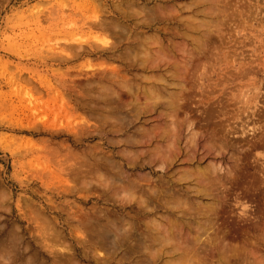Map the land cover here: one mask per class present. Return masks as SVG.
<instances>
[{
    "label": "rangeland",
    "instance_id": "1",
    "mask_svg": "<svg viewBox=\"0 0 264 264\" xmlns=\"http://www.w3.org/2000/svg\"><path fill=\"white\" fill-rule=\"evenodd\" d=\"M198 1L0 0V264H264V0Z\"/></svg>",
    "mask_w": 264,
    "mask_h": 264
},
{
    "label": "bare ground",
    "instance_id": "2",
    "mask_svg": "<svg viewBox=\"0 0 264 264\" xmlns=\"http://www.w3.org/2000/svg\"><path fill=\"white\" fill-rule=\"evenodd\" d=\"M199 1H200V0H199ZM199 1H198V2H199ZM202 1H203V0H202ZM212 1H213V0H212ZM212 7H213V6H212ZM159 8H160V7H159ZM153 13H154V12H153ZM159 17H160V16H159ZM93 18H94L93 22L96 23L97 21H99V20H97V19H98V16H97V15H95ZM94 25H95V24H94ZM91 27H93V25H91ZM91 29H92V28H91ZM207 30H208V29H207ZM186 36H187V35H186ZM104 38H105V37H104ZM104 38H101V37H99V36H96V39L99 40L100 43H102V42L105 43V44L108 43V39L106 40V39H104ZM200 39H201V38H200ZM202 40H203V39H202ZM202 40H201V41H202ZM193 41H195V40H193ZM202 42H203V41H202ZM103 43H102V44H103ZM200 43H201V42H200ZM199 45H200V44H199ZM147 54H148V53H147ZM136 55H137V54H136ZM136 55H135V56H136ZM138 55H139V54H138ZM150 56H151V55H150ZM150 56H149V57H150ZM146 57H148V56H146ZM153 57H154V56H153ZM136 58H137V57H136ZM144 58H145V57H144ZM151 58H152V57H151ZM156 58H157V57H156ZM137 59H138V58H137ZM147 59H150V58H147ZM147 59H145V60H147ZM150 60H152V59H150ZM152 61H153V60H152ZM152 61H151V62H152ZM156 61H157V60H156ZM141 62H142V61H141ZM142 64H143V63H142ZM153 64H154V61H153ZM176 67H177V66H176ZM178 70H179V69H178ZM158 79H159V78H158ZM160 79H161V77H160ZM161 81H162V80H161ZM169 82H170V81H169ZM169 82H168V83H169ZM168 83H167V84H168ZM172 84L174 85V83H172ZM169 85H170V83H169ZM104 89H105V88H104ZM106 90H107V88H106ZM113 90H114V89H113ZM149 91H150V90H149ZM151 91H153V90H151ZM111 92H112V91H111ZM169 92H170V91H169ZM176 93H177V92H176ZM110 94H111V93H110ZM148 94H149V93H148ZM154 94H155V93H154ZM168 94H169V93H168ZM172 94H173V93H172ZM172 94H171V95H172ZM157 95H159V93H157ZM173 95H175V94H173ZM115 96H116V95H115ZM147 96H148V95H147ZM162 96H163V95H162ZM99 97H100V96H99ZM102 97H103V96H102ZM151 97H152V94H151ZM165 97L168 98L167 96H165ZM172 97H173V96H172ZM148 98H149V97H148ZM158 98H159V97H158ZM158 98H157V99H158ZM100 99H101V98H100ZM108 99H109V98H108ZM171 99H172V98H171ZM147 100L149 101L150 99H147ZM152 100H153V99L151 98V101H152ZM155 100H156V98H155ZM174 100H175V99H174ZM174 100H173V101H174ZM156 101H157V100H156ZM167 101H169V100H167ZM169 102L171 103V101H169ZM146 103H147V102H146ZM148 103H149V102H148ZM156 103H157V102H156ZM167 103H168V102H167ZM150 104H152V102H151ZM172 104H173V103H172ZM165 105H166V104H165ZM112 106H113V105H112ZM169 106H170V104H169ZM149 107H150V106H149ZM152 107H153V106H152ZM140 109H141V108H140ZM147 109H148V108H147ZM151 109H152V108H151ZM173 112H174V110H173ZM112 113H113V112H112ZM136 113H137V112H136ZM166 113H167V112H166ZM168 114H169V113H168ZM108 115H109V114H108ZM133 115H134V114H133ZM164 115H165V114H164ZM112 116H113V115H112ZM103 118H104V117H103ZM110 118H111V117H110ZM110 118H109V120H110ZM131 118H132V117H131ZM175 118H176V117H175ZM120 120H121V119H120ZM123 120H124V119H123ZM125 120H126V119H125ZM128 120H129V119H128ZM118 121H119V120H118ZM121 121H122V120H121ZM129 122H130V121H129ZM119 123H121V122H119ZM128 125H129V124H128ZM174 125H176V124H174ZM157 127H158V126H157ZM173 127H175V126H173ZM176 127H177V125H176ZM155 128H156V127H155ZM116 129H117V127H116ZM166 129H167V128H166ZM177 129H178V128H177ZM177 129H176V131H177ZM152 130H153V129H152ZM152 130H151V131H152ZM166 131H167V130H166ZM162 132H163V131H162ZM162 132H161V135H162ZM173 132H174V131H173ZM153 133H154V132H153ZM171 133H172V132H171ZM177 133H178V132H177ZM194 133H195V132H194ZM157 134H158V133H157ZM172 134H173V133H172ZM176 135H177V134H176ZM151 136H152V135H151ZM157 136H158V135H157ZM172 136H173V135H171V137H172ZM143 137H144V136H143ZM139 138H140V137H139ZM147 138H150V137H147ZM167 138H168V136H167ZM136 139H137V138H136ZM172 139H173V138H172ZM133 140H134V139H133ZM133 140H132V141H133ZM177 140H178V139H177ZM130 141H131V140H130ZM134 141H135V140H134ZM139 141H140V140H139ZM146 142H147V141H146ZM155 142H156V141H155ZM169 142H170V141H169ZM136 143H137V142H136ZM156 143H157V142H156ZM174 143H175V142H174ZM174 143H173V144H174ZM165 145H166V144H165ZM159 146H160V145H159ZM172 146H173V145H172ZM160 147H162V146H160ZM166 147H167V146H166ZM148 148H149V147H148ZM162 148H163V147H162ZM145 149H146V148H145ZM152 149H153V147H152ZM166 149H167V148H166ZM128 150H129V149H128ZM143 150H144V149H143ZM148 150H149V149H148ZM158 150L161 152L160 148H159ZM163 150H164V149H163ZM141 151H142V150H141ZM138 152H139V150H138ZM165 152H166V151H165ZM153 153H154V152H153ZM155 153H156V152H155ZM163 154H164V153H163ZM166 154H167V152H166ZM132 155H134V154H132ZM150 155H151V153H150ZM164 155H165V154H164ZM138 156H139V155H138ZM152 156H153V155H152ZM169 156H171V154H170ZM108 157H109V156H108ZM125 157H126V156H125ZM154 157H156V155H155ZM102 158H103V157H102ZM142 158H143V157H142ZM99 159H100V158H99ZM130 160H131V159H130ZM164 160H165V159H164ZM164 160H163V161H164ZM171 160H173V159H171ZM146 161H147V160H146ZM150 161H151V160H150ZM158 161H159V159H158ZM151 163H152V162H151ZM139 164H140V163H139ZM157 164H158V163H157ZM166 165H167V164H166ZM92 166H93V165H92ZM104 166H105V165H104ZM160 166H161V165H160ZM160 166H159V167H160ZM90 167H91V166H90ZM106 167H107V166H106ZM113 167H114V166H113ZM96 168H99V167H96ZM108 168H109V166H108ZM110 168H111V167H110ZM92 170H93V169H92ZM117 170H119V169H117ZM117 170H116V171H117ZM120 170H121V168H120ZM105 171H106V170H105ZM112 171H113V170H112ZM100 172H101V171H100ZM204 172H205V171H204ZM107 173H108V172H107ZM119 173H121V172H119ZM208 173H210V172H208ZM110 174H111V173H110ZM122 174H123V173H122ZM122 174H121V175H122ZM204 174H205V173H204ZM206 174H207V173H206ZM101 175H102V174H101ZM111 175H112V174H111ZM143 175H144V173H143ZM116 176H117V175H116ZM119 176H120V175H119ZM204 176H205V175H204ZM208 176H210V175H208ZM124 177H125V176H124ZM182 177H183V176H182ZM185 177H186V176H185ZM185 177H184V178H185ZM188 177H189V176H188ZM102 178H103V177H102ZM128 178H129V177H128ZM212 178H213V177H212ZM92 179H93V178H92ZM179 179H180V178H179ZM201 179H202V178H201ZM206 179H207V178H206ZM89 180H90V179H89ZM97 180H98V179H97ZM208 180H209V179H208ZM108 181H109V180H108ZM112 181H113V180H112ZM206 181H207V180H206ZM210 181H211V180H210ZM96 182H97V181H96ZM118 182H119V181H118ZM127 182H128V181H127ZM113 183H114V182H113ZM113 183H112V184H113ZM120 183H121V182H120ZM123 183H124V182H123ZM128 183H129V182H128ZM199 183H200V182H199ZM108 184H110V183H108ZM213 184H214V183H213ZM110 185H111V184H110ZM123 185H124V184H123ZM116 186H117V185H116ZM118 186H119V185H118ZM204 186H205V185H204ZM207 186H208V185H207ZM122 187H123V186H122ZM124 187H125V186H124ZM153 187H154V186H153ZM208 187H209V186H208ZM113 188H114V187H113ZM132 188H133V187H132ZM136 188H137V187H136ZM195 188H196V187H195ZM202 188H203V187H202ZM106 189H107V188H106ZM115 189H116V187H115ZM130 189H131V188H130ZM209 189H210V188H209ZM209 189H208V190H209ZM113 190H114V189H113ZM121 190L123 191L124 188L121 189ZM127 190H128V189H127ZM134 190H135V189H134ZM150 190H151V189H150ZM157 190H158V189H157ZM203 190H204V189H203ZM125 191H126V189H125ZM123 192H124V191H123ZM129 192H130V191H129ZM129 192H128V193H129ZM153 192H154V191H153ZM155 192H156V191H155ZM196 192H197V191H196ZM115 193H116V192H115ZM124 193H125V192H124ZM131 193H132V192H131ZM134 193H135V191H134ZM150 193H151V192H150ZM146 194H147V193H146ZM155 194H157V192H156ZM203 194H204V193H203ZM110 195H111V194H110ZM132 195H133V194H132ZM139 195H142V194H139ZM119 196H120V195H119ZM119 196H118V197H119ZM120 197H121V196H120ZM160 197H161V196H160ZM153 198H154V197H153ZM113 199H114V197H113ZM113 199H112V200H113ZM138 199H140V197H138ZM141 199H142V198H141ZM173 199H174V198H173ZM123 200H124V199H123ZM145 200H146V198H145ZM152 200H153V199H152ZM161 200H162V199H161ZM178 200H179V199H178ZM143 201H144V200H143ZM164 201H165V200H164ZM179 201H180V200H179ZM124 202H125V201H124ZM146 202H147V201H146ZM180 202H181V201H180ZM116 203H117V202H116ZM144 203H145V202H144ZM153 203H154V202H153ZM168 203H170V202H168ZM172 203H173V202H172ZM177 203H178V202H177ZM141 204H142V203H141ZM147 204H148V203H147ZM151 204H152V203H151ZM184 204H185V203H184ZM120 205H121V204H120ZM145 205H146V204H145ZM182 205H183V204H182ZM190 205H191V204H190ZM146 206H147V205H146ZM150 206H151V205H150ZM178 206H179V205H178ZM151 207H153V206H151ZM174 207H175V206H174ZM176 208H177V207H176ZM176 208H175V209H176ZM189 208H191V207H189ZM151 209H152V208H151ZM195 210H196V209H195ZM198 210H200V209H198ZM200 211H201V210H200ZM106 213H107V212H106ZM181 213H182V212H181ZM196 213H197V212H196ZM203 213H204V211H203ZM95 214H96V213H95ZM200 214H201V213H200ZM107 215H108V214H107ZM90 217H91V216H90ZM93 220H94V219H93ZM96 220H97V219H96ZM114 220H115V219H114ZM155 220H156V219H155ZM206 220H207V219H206ZM209 220H210V219H209ZM108 221H109V220H108ZM108 221H107V222H108ZM153 221H154V220H153ZM114 222H115V221H114ZM167 222H168V221H167ZM210 222H211V221H210ZM157 223H158V222H157ZM172 223H174V222H172ZM84 224H85V223H84ZM140 224H141V223H140ZM155 224H156V223H155ZM152 225H153V224H152ZM170 225H171V224H170ZM174 225H175V224H174ZM109 226H110V225H109ZM114 226H115V225H114ZM122 226H123V225H122ZM147 226H148V225H147ZM159 226L161 227V225H159ZM171 226H172V225H171ZM197 226H198V225H197ZM127 227H128V226H127ZM97 228H98V227H97ZM111 228H112V227H111ZM123 228H124V227H123ZM153 228H154V227H153ZM155 228H157V226H156ZM158 228H159V227H158ZM158 228H157V229H158ZM201 228H202V227H201ZM157 229H156V230H157ZM162 229H163V228H162ZM101 230H102V229H101ZM113 230H114V229H113ZM121 230H122V229H121ZM159 230H160V228H159ZM168 230H169V229H168ZM174 230H175V228H174ZM197 230H198V229H197ZM199 230H200V229H199ZM115 231H116V230H115ZM153 231H154V230H153ZM165 231H166V230H165ZM170 231H171V230H170ZM103 232H104V231H103ZM110 232H112V231H110ZM118 232H119V231H118ZM97 233H98V232H97ZM108 233H109V231H108ZM113 233H115V232H113ZM166 233H167V232H166ZM99 234H100V233H99ZM106 234H107V232H106ZM115 234H116V233H115ZM115 234H114V235H115ZM118 234L120 235V232H119ZM155 234H156V233H155ZM169 234H171V233H169ZM169 234H168V235H169ZM102 235H103V234H102ZM107 235H108V234H107ZM122 235H123V234H122ZM129 235H130V234H129ZM131 235H132V234H131ZM150 235H152V234H150ZM156 235H157V234H156ZM168 235H167V236H168ZM187 235H188V234H187ZM195 235H196V234H195ZM105 236H106V235H105ZM112 236H113V235H112ZM116 236H117V235H116ZM116 236H115V238H116ZM124 236H125V235H124ZM167 236H166V237H167ZM206 236H207V235H206ZM55 237H56V236H55ZM108 237H109V235H108ZM143 237H144V236H143ZM146 237H147V236H146ZM157 237H159V236L157 235ZM197 237H198V236H197ZM56 238H57V237H56ZM112 238H113V237H112ZM119 238H120V237H119ZM159 238H160V237H159ZM167 238H168V237H167ZM201 238H202V237H201ZM12 239H13V237H12ZM105 239H106V238H105ZM196 239H197V238H196ZM204 239H205V238H204ZM14 240H15V239H14ZM114 240H115V239L113 238V242H115ZM119 240H120V239H119ZM119 240H118V241H119ZM121 240H122V239H121ZM152 240H153V239H152ZM166 240H167V239H164V241H166ZM191 240H192V239H191ZM102 241H103V240H102ZM116 241H117V240H116ZM123 241H124V240H123ZM140 241H142V240H140ZM157 241H158V240H157ZM173 241H174V240H173ZM197 241H198V240H197ZM203 241H204V240H203ZM169 242H170V241H169ZM179 242H180V241H179ZM194 242H196V241H194ZM19 243H20V242H19ZM200 243H201V242H200ZM61 244H62V242H61ZM118 244H119V243H118ZM149 244H150V243H149ZM152 244H153V243H152ZM162 244H163V243H162ZM164 244H166V243H164ZM198 244H199V243H198ZM111 245H112V244H111ZM182 245H184V244H182ZM17 246H18V244H17ZM100 246H101V245H100ZM113 246H114V245H113ZM134 246H135V245H134ZM160 246H161V245H160ZM158 247H159V246H158ZM173 247H174V246H173ZM176 247H177V246H176ZM182 247H183V246H182ZM100 248H101V247H100ZM150 248H151V246H150ZM155 248H156V247H155ZM160 248H161V247H160ZM153 249H154V248H153ZM156 250H157V249H156ZM156 250H155V251H156ZM160 250H161V249H160ZM174 250H175V249H174ZM176 250H177V249H176ZM155 251H154V252H155ZM164 251H165V250H164ZM179 251H180V250H179ZM192 251H193V250H192ZM11 252H13V251H11ZM151 252H152V249H151ZM151 252H150V253H151ZM64 253H65V252H64ZM155 253H156V252H155ZM160 253H161V252H160ZM6 254H7V253H6ZM62 254H63V253H62ZM153 254H154V253H153ZM164 254H165V253H164ZM3 255H4V254H3ZM3 255H0V256H3ZM68 256H69V255H68ZM156 256H157V255H156ZM187 256H188V255H186V257H187ZM192 256H193V255H192ZM4 257H6V256H4ZM149 257H152V256H149ZM190 257H191V256H190ZM0 258H1V257H0ZM29 258H30V257H29ZM122 258H123V257H122ZM177 258H178V257H177ZM181 258H182V257H181ZM183 258H184V257H183ZM229 258H230V257H229ZM5 259H6V258H5ZM5 259H3V260H5ZM73 259H74V258H73ZM147 259H148V258H147ZM178 259H179V258H178ZM0 260H1V259H0ZM69 260H70V259H69ZM179 260H180V259H179ZM179 260H178V261H179ZM192 260H193V259H192ZM244 260H245V259H244ZM173 261H174V260H173ZM181 261H182V260H181ZM246 261H247V260H246ZM1 262H2V261H1ZM1 262H0V263H1ZM5 262H6V261H5ZM9 262H10V261H9ZM32 262H33V261H32ZM153 262H154V261H153ZM183 262H184V261H183ZM185 262H186V261H185ZM66 263H67V262H66ZM68 263H69V262H68ZM74 263H75V262H74ZM196 263H197V262H196ZM5 264H6V263H5ZM25 264H26V263H25ZM71 264H72V263H71Z\"/></svg>",
    "mask_w": 264,
    "mask_h": 264
}]
</instances>
